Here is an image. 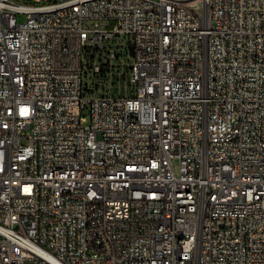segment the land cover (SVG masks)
I'll use <instances>...</instances> for the list:
<instances>
[{"label": "built area", "instance_id": "built-area-1", "mask_svg": "<svg viewBox=\"0 0 264 264\" xmlns=\"http://www.w3.org/2000/svg\"><path fill=\"white\" fill-rule=\"evenodd\" d=\"M0 264H264V0H0Z\"/></svg>", "mask_w": 264, "mask_h": 264}, {"label": "bare ground", "instance_id": "bare-ground-1", "mask_svg": "<svg viewBox=\"0 0 264 264\" xmlns=\"http://www.w3.org/2000/svg\"><path fill=\"white\" fill-rule=\"evenodd\" d=\"M190 204H199V196L190 197ZM179 242H187V235H179Z\"/></svg>", "mask_w": 264, "mask_h": 264}, {"label": "rangeland", "instance_id": "rangeland-1", "mask_svg": "<svg viewBox=\"0 0 264 264\" xmlns=\"http://www.w3.org/2000/svg\"><path fill=\"white\" fill-rule=\"evenodd\" d=\"M49 1H50V0H49ZM26 2H31V3H33V2H35V0H26ZM23 20H24V16H20V17H18V21H19V22H21V21H23ZM120 61H121L122 63L127 64V60H126V59H121ZM85 114H87V112H86ZM86 119H87V123H89V120H88L87 115H86Z\"/></svg>", "mask_w": 264, "mask_h": 264}]
</instances>
